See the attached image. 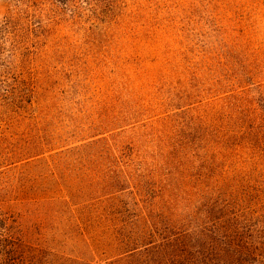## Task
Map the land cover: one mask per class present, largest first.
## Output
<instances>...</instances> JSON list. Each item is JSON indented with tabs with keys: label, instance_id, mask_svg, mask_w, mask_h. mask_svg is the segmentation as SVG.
Returning a JSON list of instances; mask_svg holds the SVG:
<instances>
[{
	"label": "rangeland",
	"instance_id": "374dc122",
	"mask_svg": "<svg viewBox=\"0 0 264 264\" xmlns=\"http://www.w3.org/2000/svg\"><path fill=\"white\" fill-rule=\"evenodd\" d=\"M219 194L264 213V0H0V264L13 227L95 264Z\"/></svg>",
	"mask_w": 264,
	"mask_h": 264
},
{
	"label": "trees",
	"instance_id": "16d2710c",
	"mask_svg": "<svg viewBox=\"0 0 264 264\" xmlns=\"http://www.w3.org/2000/svg\"><path fill=\"white\" fill-rule=\"evenodd\" d=\"M236 197L219 194L192 219L145 205L139 231L125 238L128 248L95 264H264V213L245 210ZM6 237L10 264L34 263L27 262L22 233L13 227ZM66 262L56 258V264Z\"/></svg>",
	"mask_w": 264,
	"mask_h": 264
}]
</instances>
